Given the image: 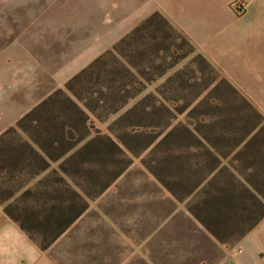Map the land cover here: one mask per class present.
I'll use <instances>...</instances> for the list:
<instances>
[{"label":"rangeland","instance_id":"obj_1","mask_svg":"<svg viewBox=\"0 0 264 264\" xmlns=\"http://www.w3.org/2000/svg\"><path fill=\"white\" fill-rule=\"evenodd\" d=\"M61 3L68 6L47 7L46 20L38 18L41 9L38 5L30 7L31 16L28 9L23 7H1L10 11L0 13V44L15 40L25 46L41 71L47 72L49 84L54 72L73 58L83 56L89 48L93 49V53L96 51V57L112 49L128 34L121 29L129 24L127 18L136 15L141 4L157 6L156 0H61ZM202 7L209 13H201L200 16L212 12L205 1ZM258 9L252 10L250 7L243 14L231 10L233 20L239 23V30L231 33L233 26L230 33H225L224 44H227L228 52L220 66L199 53L185 35L188 45L194 47L192 52L175 33H171L166 41L170 51L163 50L166 47L164 44H158L164 38L160 32L155 33L158 40L152 46L145 40L150 39L149 33L128 40L129 43L123 46L127 49V55L132 49H138L136 54L131 52L138 58L152 48L161 49L158 53L154 51L153 65L162 67L164 71L157 70L158 74L139 78L143 87L122 108L103 121L92 120L91 136L96 134L95 131L114 140L115 135H119L137 154L132 155L119 144L122 154H116L109 148L107 158L91 159V169L98 172L94 189L108 181L126 162H130L102 193L84 196L86 210L54 240L48 230L57 226V221L51 220L50 208L65 209V217L80 209L82 202L75 197L74 191L80 192L75 184L77 181L83 183L84 178L76 176L73 179L60 173L59 177L65 182L58 183V175L52 174L54 170L59 172L60 161H57L31 182L27 183L25 178L23 183L27 184L21 190L18 189L19 182L7 184L2 190L5 193L13 192L8 203L17 201L24 189H34V183L45 175L56 179L54 188L56 191L59 189L50 196L52 198H30L26 202L29 216L33 217L28 223L32 227L31 236L37 242L53 241L50 247L41 250L18 226L17 254L24 253L29 244L31 264H264V238L255 235L264 228V218L249 231H252L250 235L247 233L248 236L246 234L230 244L217 245L219 249H213L203 238L190 237L196 227L189 224L190 214L184 204L175 206L169 191L149 170L152 167L158 177L167 181L172 176L187 175L190 155L194 156L199 151L193 149L198 147V143L184 131L186 127L199 131L201 137H223L222 143L228 146L238 142L254 124L260 123L255 125L260 129L264 127V4ZM198 18V15L195 16V19ZM223 20L222 17L216 22H208V31L220 33L223 27L220 21ZM198 54L203 58H199ZM87 57L88 54L84 58ZM141 66L149 71L154 70L148 69L145 62H141ZM60 88H64V84ZM139 101L143 103L136 112L113 124ZM165 123H169L170 127L178 126V132L171 138L174 143L169 145L178 153L166 162L162 159L159 161L158 155H150V150L162 136V133H158L163 131ZM16 131L13 136L15 143L29 141L24 130L16 128ZM257 141V145L264 147V131ZM148 143L150 146L142 149ZM112 156L116 163L112 162ZM258 156L241 161L242 179L248 180L249 174L256 169L259 176L264 178V155ZM104 161L108 168L106 173L102 165ZM236 166L239 169V163ZM23 206L18 203V207ZM41 226L48 230L44 229L42 233ZM245 236L246 241H243ZM24 263L22 257L16 261V264Z\"/></svg>","mask_w":264,"mask_h":264},{"label":"trees","instance_id":"obj_2","mask_svg":"<svg viewBox=\"0 0 264 264\" xmlns=\"http://www.w3.org/2000/svg\"><path fill=\"white\" fill-rule=\"evenodd\" d=\"M156 32L164 35L162 41L158 42L159 45L166 46L163 50L171 49L166 43L171 33L180 36L184 44L188 45L185 36L176 31L160 13L154 12L121 38L112 49L100 54L68 79L64 83V88L54 90L16 122V128L24 130L29 141L23 144L15 143L13 136L16 128L14 126L0 135V206L3 213L17 223L41 250H47L53 241L37 242L31 236L32 227L28 223L33 217L29 216L26 202L30 198L42 200L45 197L52 198L50 196L59 191L54 188L57 180L51 175L42 176L34 183V189H24L18 200L11 203L8 201L13 192L5 193L2 189L7 184L18 182V189H23L27 183L47 171L52 162L57 161H60L59 172L54 170L52 174L58 175V183L65 182L62 177H59L60 173L73 179L76 176L84 178L83 183L77 181L75 184L80 192L74 191L75 197L82 202L81 208L65 217L67 216L65 209L55 210L52 206L49 213L51 220L57 221L55 223L57 226L52 227L51 230L41 226V232L43 233L44 229L48 230L52 233V240H54L86 210L87 202L84 196L90 197L93 194L95 196L102 193L125 171L130 161L116 170L108 181L94 189L98 172L91 169L93 157L100 160L107 158L109 148H112L111 150H114L116 154H122L123 150L119 144L132 155L137 153L119 135H115V140L102 135L100 131H95L96 134L91 136L92 120L103 121L111 113H116L122 108L143 87L139 78L164 71L162 67L153 65L154 51L158 53L161 49L152 48L138 58L136 55H131V52L136 54L138 49L130 50V54L127 55V49L123 48L129 43L128 40L144 37L146 33H149L151 39H145L146 42H150L151 46L155 45L158 40L155 36ZM189 47L191 52L194 51L192 45ZM199 58L203 56L199 55ZM141 62L147 63L148 69L154 70H146L141 66ZM142 103L143 101L137 102L113 124L120 123L124 117L136 112ZM259 124H254L232 146L224 145L223 137H201L202 134L199 131L195 132L194 129L189 130L186 127L184 131L198 143V147L193 149L197 148L199 151L194 156L190 155L187 175L172 176V179L167 181L158 177L152 167L151 169L149 167L150 172L171 194L172 203L175 206L184 204V208L190 214L188 222L192 224V227H196L192 230L190 237L203 238L213 249H217V245H227L242 238L264 218V178L259 176L256 169L254 173L249 174L248 180L242 179L240 169L242 160L256 159L258 155H264V147L257 145L258 136L264 131V127L261 129L255 127ZM166 128L169 129L165 132ZM257 128L258 132H254ZM162 130L158 133V135L162 133V136L150 150V155L155 157L158 155L159 161L162 159L166 162L178 153L176 149L169 148V145L174 143L171 138L178 132V126L170 127L169 123H165ZM152 143L153 141L150 145ZM150 145L148 143L142 149ZM163 147L164 150H162ZM162 154L164 155L161 158ZM113 158L112 156V162L116 163ZM238 163L239 169L236 166ZM102 165L105 173L108 172L105 161ZM25 178L27 183H23ZM18 203L24 206L20 208ZM62 217L64 219H61Z\"/></svg>","mask_w":264,"mask_h":264},{"label":"crops","instance_id":"obj_3","mask_svg":"<svg viewBox=\"0 0 264 264\" xmlns=\"http://www.w3.org/2000/svg\"><path fill=\"white\" fill-rule=\"evenodd\" d=\"M203 1L212 10L210 14H205L204 17L203 15L200 16V14L209 13V10L204 11L202 7ZM231 1L156 0L157 6L155 7L147 5L149 3L146 5L141 4L135 12L136 15L127 18L129 24H126L121 31L125 30L124 33H130L144 19L154 12H158L176 31H179L181 34L183 33L182 35L191 39L199 53L204 54L212 62L220 66L223 65V57L228 52L226 48L227 44H224L225 33H230L233 26L234 30L231 33L239 30V27H237L239 23L233 20V15L231 14ZM61 4V0H0V13L1 11L2 13H9L10 10L7 8L23 7L24 9H28L30 12L29 16H31L30 7L38 5L41 7L39 10L40 17L38 16V18L46 20L47 7L61 8L68 6L67 4ZM262 4H264V0H249L245 11L250 7L252 10L258 11V7ZM1 7L7 8L2 9ZM122 11L123 9L119 10L120 13ZM197 15L200 18L195 19ZM222 17L225 19L223 21L226 22L220 21V26H223L221 32L210 33L208 31V22H216L218 19H222ZM133 22L134 24H132ZM92 50V48H89L83 56L73 58L66 65L60 67L52 74L51 84H49L47 72L44 71L43 73L41 71L39 64L25 46L15 40L7 42V44H0V135L8 128L13 127L24 114L89 64L97 55L95 54L96 51L93 53ZM87 54L88 57L84 58ZM236 60L237 58L235 57ZM17 227V223L9 219L3 213L0 206V264H16V261L21 257L24 259V264H31V253H29L31 252V246L29 244H27V250H24V253H16ZM251 232L247 233L250 235ZM255 235L264 238V228ZM244 240L246 241V236Z\"/></svg>","mask_w":264,"mask_h":264},{"label":"built area","instance_id":"obj_4","mask_svg":"<svg viewBox=\"0 0 264 264\" xmlns=\"http://www.w3.org/2000/svg\"><path fill=\"white\" fill-rule=\"evenodd\" d=\"M249 0H232L230 3L231 9L237 14H243Z\"/></svg>","mask_w":264,"mask_h":264}]
</instances>
